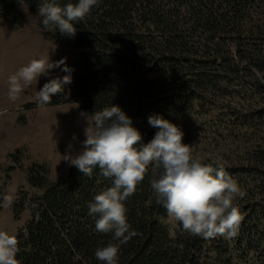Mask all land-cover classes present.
Returning a JSON list of instances; mask_svg holds the SVG:
<instances>
[{
    "label": "trees",
    "instance_id": "trees-1",
    "mask_svg": "<svg viewBox=\"0 0 264 264\" xmlns=\"http://www.w3.org/2000/svg\"><path fill=\"white\" fill-rule=\"evenodd\" d=\"M43 0H0V21L28 8L41 30L77 50L76 75L48 106L76 103L87 114L118 105L150 142L159 114L184 133L194 158L225 170L246 193L233 238L185 232L156 203L151 166L124 203L132 236L117 264H264V0H98L75 37L46 29ZM61 6L77 0H56ZM37 103L31 104L35 106ZM39 192L20 193L17 215L30 218L16 234L20 264H102L94 255L113 241L88 214L111 179L75 166L55 179L33 166Z\"/></svg>",
    "mask_w": 264,
    "mask_h": 264
},
{
    "label": "clouds",
    "instance_id": "clouds-1",
    "mask_svg": "<svg viewBox=\"0 0 264 264\" xmlns=\"http://www.w3.org/2000/svg\"><path fill=\"white\" fill-rule=\"evenodd\" d=\"M97 4L98 0H77L61 6L56 0H43L38 15L43 18L46 29L55 28L63 36L75 37L76 24L84 21ZM66 59L53 62L48 54L30 60L8 76V98L16 101L24 89L37 84L39 77L49 76L50 70L60 68L67 74L50 78L35 95L38 106L50 104L54 96L64 93L65 86L72 83L74 69L67 66ZM81 115L88 122L83 150L72 155L70 143L68 154L62 159L89 178L98 168L101 176L112 181L110 187L96 194L88 204V214L96 217L95 231L111 233L113 241L118 242L98 247L94 253L98 261L117 264L120 245L137 235L130 231L124 202L136 192L149 166L156 203L162 205L185 232L204 239L233 238L238 234L243 216L234 200L243 198L246 193L219 159L213 166L194 158L191 146L183 142L184 133L177 125L159 114L150 115L148 123L158 131L145 144L141 132L118 105ZM4 199L6 204L11 202L7 196ZM18 244L14 234L0 230V264H20Z\"/></svg>",
    "mask_w": 264,
    "mask_h": 264
},
{
    "label": "rangeland",
    "instance_id": "rangeland-1",
    "mask_svg": "<svg viewBox=\"0 0 264 264\" xmlns=\"http://www.w3.org/2000/svg\"><path fill=\"white\" fill-rule=\"evenodd\" d=\"M37 19V14L25 7L16 21H0V230L15 236L30 218L29 209L17 215L15 202L21 191H40L29 182L30 168L44 167L51 180L65 174L71 166L62 159L68 154L67 146L72 144V155L82 152L88 127L81 115L85 112L76 103L31 106L37 103L36 92L50 78L67 74L60 68L39 77L37 84L24 89L16 101L8 98V76L32 59L48 54L53 62L67 58V66L74 69L72 79L76 75L77 50L41 30ZM5 196L10 203L6 204Z\"/></svg>",
    "mask_w": 264,
    "mask_h": 264
}]
</instances>
